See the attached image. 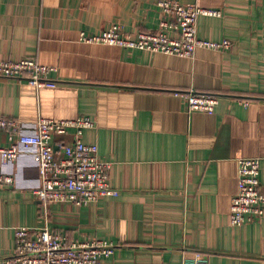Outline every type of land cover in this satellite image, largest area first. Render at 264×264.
I'll use <instances>...</instances> for the list:
<instances>
[{"label":"crops","instance_id":"0c3cea01","mask_svg":"<svg viewBox=\"0 0 264 264\" xmlns=\"http://www.w3.org/2000/svg\"><path fill=\"white\" fill-rule=\"evenodd\" d=\"M157 1L0 0V60L56 67L54 88L0 77V114L26 134L40 117H88L82 140L111 163L118 191L87 206L51 203L43 216L31 153L0 157L13 178L0 185V258L14 249V228L27 226L111 242L103 264H264V214L229 221L238 158H259L264 190V0H176L220 12L199 15L196 30L230 41L225 51L179 57L79 40L111 24L134 37L155 30ZM191 89L218 95L212 113L187 111L176 93ZM9 143L0 132V148Z\"/></svg>","mask_w":264,"mask_h":264},{"label":"built area","instance_id":"2783aa9c","mask_svg":"<svg viewBox=\"0 0 264 264\" xmlns=\"http://www.w3.org/2000/svg\"><path fill=\"white\" fill-rule=\"evenodd\" d=\"M156 6L159 21L155 30L138 32L134 37L111 24L98 34L81 31L79 40L179 57H192L197 48L225 51L231 47L228 40L207 41L197 36V17L218 16V10L184 5L176 0H159ZM54 71L56 67L38 63L33 58L0 60V77L36 89L56 87V81L50 77ZM176 94L185 101L188 112L210 114L219 99L216 94L192 89ZM92 125L88 117L58 120L40 117L35 122L34 132L26 134L17 120L0 114V132L5 131L10 141L7 147L0 148L1 161H11L23 151L31 153L38 169V186L32 194L40 201L43 216L48 214L51 203L87 206L101 198L118 195L109 182L111 163L98 158L96 144L82 140L83 129ZM12 181L10 175L0 173V185ZM263 214L264 190L259 181V158H238L237 190L231 197L229 221L233 226H240L260 221ZM114 247L113 243L101 239L70 240L46 227L21 226L14 228L12 253L0 258V264H103L102 258L110 256Z\"/></svg>","mask_w":264,"mask_h":264}]
</instances>
